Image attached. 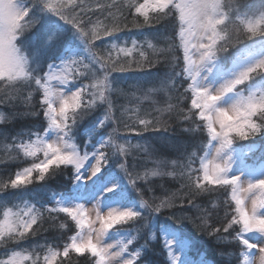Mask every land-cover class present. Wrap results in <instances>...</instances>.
Instances as JSON below:
<instances>
[{"label":"snow or ice","instance_id":"6c2138e0","mask_svg":"<svg viewBox=\"0 0 264 264\" xmlns=\"http://www.w3.org/2000/svg\"><path fill=\"white\" fill-rule=\"evenodd\" d=\"M129 16L136 27L164 21L169 30L143 44L132 40L129 49L117 35L128 28ZM161 39L166 47L157 46ZM98 40L107 55H98ZM145 45L152 56H163L171 71L157 78L158 87L130 86L131 95L153 105L162 95L164 106L156 107L158 116L144 117L137 107L124 127L143 138L149 131H167L165 113H177L187 124L183 131L199 141L178 169L173 161L169 170L150 144L133 145L113 127L111 96H128L129 90L115 85L111 73L154 66L158 60L146 54ZM137 49L139 60L120 61L121 53L131 57ZM79 77L92 83H78ZM13 101L28 111H0V125L24 115H43L44 122L11 137L12 159L31 163L0 183V193L20 190L13 195L23 203L0 196V248L6 256L0 264H71L73 254L87 264H154L143 255L161 237V264H208L206 257L190 260L183 231L160 222L159 215L172 209L169 219L188 221L218 243L239 247L221 251L222 264H264V160L246 163L256 144H237L257 136L264 140V0H0V103L15 108ZM102 105L103 115L81 130ZM98 129L104 132L94 142ZM0 138L9 139L5 128ZM133 149L154 158V167L137 171ZM57 176L69 180V190L53 192L47 204L35 199ZM153 178H170L174 190L161 183L163 195L146 198L155 192ZM32 184L40 187L23 191ZM222 189L230 197L222 202L223 216L220 197L212 198ZM45 213L60 220L53 226L65 232L75 226L62 248L31 241ZM138 240L144 243L134 247Z\"/></svg>","mask_w":264,"mask_h":264},{"label":"trees","instance_id":"16d2710c","mask_svg":"<svg viewBox=\"0 0 264 264\" xmlns=\"http://www.w3.org/2000/svg\"><path fill=\"white\" fill-rule=\"evenodd\" d=\"M142 0H140L141 2ZM95 19V17H94ZM128 23V28H126L124 31L119 32L117 35L120 37L119 42H122L124 40H127L131 44L132 48V40H136L138 44H143L144 40L146 38H151L153 36H159L165 31L169 30V26L167 25V22L161 21V22H153L152 25L149 26H142V27H136L133 22H132V17L129 16V19L127 21ZM110 40L111 38H105ZM153 43H156V41H153ZM96 44L99 45V50H98V55H107L108 48L107 46L104 45L103 40H98L96 41ZM122 46V45H121ZM158 47H166V42L164 39H161L159 43L157 44ZM146 49V45H145ZM146 54L149 55L151 59L158 60L157 63L154 64L152 67H147L145 66L143 70H138V69H133L131 71H124V72H113L111 73V78L113 76V79L115 81V85H118L119 87L129 90L128 96H121L118 93H113L111 96V99L113 101V114L117 117V124L113 125V127L118 128L119 130V135L122 137H127L131 140V143L134 145L136 143H141V144H150L153 148L156 149V151L160 154V158L168 161V169L172 170L174 165L171 163L175 161V167H179L180 164H183L186 162L185 154L186 151L190 152L193 150V144L198 143V141H194L188 133L184 132L183 129L187 127V124L182 121V119L178 118L177 113H172L169 115L168 113H165V116L163 117L164 119L169 120V124L167 127V131L161 130L159 132H146L143 134V138L135 136L134 132H130L127 129H125L124 124L132 123V120L135 118L133 115V110L136 109L137 107L139 108V115L141 117L147 116L149 113L151 116H158L159 113L155 111L156 107H163L164 104L162 103L164 97L161 95L160 97H157L158 103L153 105L151 103V100H142V101H137L135 100L131 93L135 92L134 88H130V86L135 85L137 83H142L146 87H152L154 84L158 87V82L157 78L162 77L166 72H170L171 69L168 67L167 62L165 61V58L163 56L159 57H154L152 56L151 50L146 49ZM113 56H116V52L112 53ZM120 61H125L128 59L132 60H139V49L135 50L132 52L131 57H126L123 55V53L120 54L119 57ZM176 71H179V67L176 68ZM114 85V86H115ZM181 92H183V88L180 89ZM26 95V93H25ZM137 96H140L141 93L137 92ZM190 95V94H188ZM173 103H176L175 99L172 101ZM7 105L9 108H11L10 104L7 102L0 103V108L3 109V105ZM13 104H15V112L18 113H24L27 112L28 109L25 107L24 103L19 102V101H13ZM34 104L36 107L37 101L36 98H34ZM184 104H187L190 106V99H186L184 101ZM5 105V106H6ZM10 105V106H9ZM127 108L128 111L125 113L124 109ZM17 109V111H16ZM34 116H29V115H24V116H18L17 120L14 123L18 124V128L14 129V135L15 133L19 132L22 129H33L36 130L40 127V120H34ZM1 127V126H0ZM85 127H88L87 124H85ZM111 131V128H109ZM108 129V130H109ZM104 129L101 130L100 132L97 131L96 134H94V142H98L101 139V134L99 135L98 133H103ZM11 135V136H14ZM255 138H260L259 136ZM254 139V138H253ZM123 142V140L119 141ZM11 150V148H10ZM104 151L109 152L111 154L112 149H104ZM135 153V164H136V170L143 172L146 169H151L154 167L153 160L154 158L149 157L146 153L133 149L132 150ZM14 155V152L12 150L9 152V154ZM12 159V158H11ZM22 159V158H21ZM133 157L129 156L128 157V162L129 164L132 163ZM112 166V162H110V165ZM59 176H57L55 179H52L51 181H48V187L39 193L37 200H39L42 203H49L50 196L52 195L53 192L60 193V192H67L70 185H69V180H65L63 187L60 183V181L57 182V179ZM155 180V192L154 193H145V197H151L153 195L155 196H162L163 192L162 189L158 186L161 183H164L165 187L171 188L174 190L175 183L172 181L170 178H165L164 181L159 180L158 178H153ZM36 184H32L29 189H35L36 187L34 186ZM39 188V187H38ZM226 190H220L218 193L212 194V198L215 199L217 196L220 197V203H221V211L220 215L223 216V206L222 202L225 198H227L224 193ZM45 197L48 200H45ZM159 202V201H157ZM175 211V209L172 210H166L165 212L161 213L159 215V220L160 222L167 223V224H173L177 228H180L183 233L187 234L186 236H190L192 240L198 242L199 240L206 242V240L210 241V243L215 244L216 247H220L222 242L217 241V239L213 236H209L204 232H201L197 230V228L190 222L188 221H183L179 222L176 218H171L169 219L170 212ZM60 219H64V217L61 215ZM70 222V221H69ZM60 223V220L57 221H52L48 218V214L45 213L44 217V222H43V227L39 230V232L31 237V241H36L41 244L48 242L50 245L54 246H59L63 247V244L67 242L68 236L70 231H63L59 229L58 227H54L53 225H58ZM63 232V234H61ZM184 234V235H185ZM221 233L220 235H222ZM143 240H138L137 243H134V247L138 245V243ZM153 243H156L153 241ZM10 245V244H9ZM233 246V251L238 252L239 247L233 243L231 244ZM195 244H192V249L193 250H199L198 247L194 248ZM227 246L228 245H224ZM24 247H28L27 244L24 245ZM158 247L155 248L157 250ZM225 249H215L214 252L212 251L209 253L208 251L204 250V254L206 256H209V258H212L214 260H219L217 258V255H220V252ZM227 251L229 249H226ZM229 252H231L229 250ZM41 255H43V251H41ZM145 257L148 258L150 256V251H147L146 254H144ZM158 258L160 259V252L157 253ZM1 257V254H0ZM81 257H76L73 254V260L71 264H84L83 261L84 259H80ZM152 261V260H150ZM214 261L215 263H217ZM154 262V261H153ZM67 264V262H66ZM156 264V262H154Z\"/></svg>","mask_w":264,"mask_h":264},{"label":"rangeland","instance_id":"374dc122","mask_svg":"<svg viewBox=\"0 0 264 264\" xmlns=\"http://www.w3.org/2000/svg\"><path fill=\"white\" fill-rule=\"evenodd\" d=\"M141 2H143V0ZM33 30H35V29H33ZM119 44L122 45V46H126L127 48L131 49V44L127 40L119 42ZM82 70L83 69H81V71ZM112 78H113V76H112ZM76 82L84 83V84H90V83H92V80H91V78L79 77ZM34 98H36V101H37L36 109L39 110L38 101H39V98H40V94L36 93ZM5 105H3V109L0 108V111L5 113L6 115H10V114H12L15 111V109L12 106L9 105L11 107V108H9L7 105L6 106ZM104 108H106V105L100 106V108L98 110L94 111L91 116L86 117L85 120L79 125V128L81 130L86 128L85 124H87V126H89V124L94 119H96L98 116L103 115V109ZM16 111H17V109H16ZM17 118H18V116L15 119H13L10 123H8L7 125H0L1 126L0 128H5L8 131V133H9V139L5 140L3 138H0V183L8 181L10 178H14L15 172L17 170H19V169H21L23 167L29 166V164L31 163L30 160L29 161H23L22 159H20V160L11 159L13 155L11 153L9 154V152L11 151L10 150L11 137H12L11 135H14V129L18 128L17 127L18 124L14 123L17 120ZM33 119L34 120H38L39 119L41 123L44 122L43 115H40L39 117H35L34 116ZM101 130H103V129H98V132H100ZM109 131H110V129H109ZM98 134L100 135L101 133H98ZM198 143H199V141H198ZM239 143H243V142H239ZM252 143L256 144V148H258V151L253 153L252 156H248L246 158L245 162L248 163V164H252L253 162H255L257 160H259L261 158H264V140H262L261 138H254L253 140H250L249 144H252ZM236 167L237 168L240 167L239 161L237 162ZM65 180H66L65 176H59V178L57 179V182L60 181V183H61V185L63 187V184H64ZM49 181H51V180H49ZM69 185H70V182H69ZM31 186L32 185H28L27 188L24 189L23 191H25V192L30 191L31 189H29V187H31ZM34 186L36 188L40 187V185H37V184L34 185ZM19 191L20 190H14V189H11L9 187L8 189L3 190V192L0 193V196L5 198L7 201L19 204L22 207L23 206L22 200L18 199L16 195H13L14 193H18ZM38 197H39V195L36 194L35 199L38 198ZM28 199H32V197H28ZM45 200H48V199L45 197ZM88 207L91 208V205H88ZM248 207L249 208L251 207L250 201L248 202ZM0 218H2V211H0ZM70 233H72V234L75 233V226L74 225H73V229H72V231H70ZM72 234H69V236H71ZM185 235H187V234H185ZM185 237L188 239V242H189V247L186 249V254H187L188 258L194 257V255L189 253V248H190V246L192 244H195V245H198V246H195L194 248L198 247V249H199L198 251H200L202 253L201 257L200 256L199 257L200 258L206 257L207 261L209 260L208 264H222V260L224 258H222L221 255H217V258L219 260L216 261V260H214L212 258H209V256H206L204 254V252H203L204 250L208 251L209 253H211L212 251L214 252V250L216 248L219 249L220 247H221V249H229L231 252L233 250V246L232 245H228L227 248H226V246H224L225 244L221 243L220 247H216L215 244L210 243V241H208V240H206V242H203L201 240L196 242V241L192 240L191 238H189L190 236L189 237L185 236ZM135 243H137V241ZM140 244H142V241H140L137 246H139ZM7 247L8 248H15L16 245L15 244H10V245H7ZM156 247H158L157 250H155V249L154 250H150V256H148V258L145 257V255H143V259L152 260V261L156 262V264H161V262L165 259V257L163 255H161V249L163 247L161 245V241L156 244ZM17 250H21V249L18 248ZM239 250L240 249H238V251ZM198 251L194 250V253L198 252ZM3 252H4V249L0 248V254H1L0 259H6V256L3 255ZM159 252H160V259L158 258L159 256H157V253H159ZM144 254H146V252ZM80 259L83 260L84 258L81 257ZM213 261H216L217 263H215ZM83 263L87 264V262L85 260L83 261Z\"/></svg>","mask_w":264,"mask_h":264}]
</instances>
